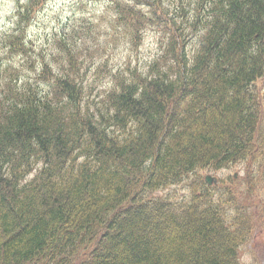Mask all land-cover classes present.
Instances as JSON below:
<instances>
[{
    "label": "trees",
    "instance_id": "1",
    "mask_svg": "<svg viewBox=\"0 0 264 264\" xmlns=\"http://www.w3.org/2000/svg\"><path fill=\"white\" fill-rule=\"evenodd\" d=\"M34 1L17 0L11 48ZM87 1L105 9L81 20L82 39L95 24L147 69L108 54L89 82L64 31L60 59L1 85L0 264H239L260 226L245 213L264 199L246 187L233 211L216 184L187 201L170 188L244 163L264 185V0Z\"/></svg>",
    "mask_w": 264,
    "mask_h": 264
},
{
    "label": "rangeland",
    "instance_id": "2",
    "mask_svg": "<svg viewBox=\"0 0 264 264\" xmlns=\"http://www.w3.org/2000/svg\"><path fill=\"white\" fill-rule=\"evenodd\" d=\"M24 1L25 0H21L22 3H24ZM34 3H36V5L33 6L32 12H30L27 30L24 32L25 34L23 33L21 35L22 41L24 42L23 48L16 50L5 42L4 34L13 32L16 26V19L12 15L17 11L18 2H16V0H0V95L2 93L1 85L3 83L11 82V84L14 85L18 80L20 86L24 83L22 80L23 77H36L40 65L46 58H48L49 61L50 59H60L63 56L62 50L58 47L57 43H54V39L59 33L62 34L64 31H66L71 38L76 37V42L74 44L78 45L75 48L74 55L77 56L78 61H81V64H79L86 69L88 74L85 78L89 82L93 81V77L94 79L97 77L94 75L96 69L94 65L99 64L102 59L101 57L108 54L111 55L108 62L109 67L114 68L122 64L123 59H131L134 62L140 63L143 69H147V61L143 56L137 58L135 54L128 49V46L124 45L120 46V51L118 53V49H115L113 44L105 39L100 30L95 28V24L94 28L91 27L89 29L90 35L87 39H82L80 33H77L76 27L78 29L80 28L81 20L92 21L89 17L99 14L105 9L103 1L35 0ZM73 21H75V23H73ZM152 40L153 36L150 34L148 41ZM159 48L160 47L151 48L149 54L154 55ZM189 49L190 48H188V50ZM119 55L121 56L119 57ZM98 75L104 76L103 83L105 86H108V78L104 72L101 71ZM260 85L264 88V79L260 82ZM2 103L3 100L0 98V106H2ZM156 148L158 149L159 147ZM161 151H163V148H161ZM150 164H152V161L148 162V165ZM245 166L244 163L243 169L234 165L219 169L213 167L200 169L195 175H189L190 177L187 180V176L184 177L185 181H183V187L173 185L170 190L177 192L178 196L182 198L183 201H187L194 192H197L196 186L204 191L205 187L208 188L211 184L214 187V184H216L215 186L226 194L224 197V206L233 211H238L241 193L244 192V189V195L249 197V195L254 192L258 200L260 196L264 199V185L258 186L259 181L257 178H252L250 180L245 177ZM207 176L210 177V184H207L205 181ZM196 181H199L200 184L198 185ZM124 186L129 188V194H133L134 191L138 192V187L134 182L127 184L125 182ZM246 187H250L254 191L252 192ZM155 195H157V192ZM250 210L249 212L246 211L245 218L249 223L251 221H256L260 226L259 229L255 231L253 237L244 240L243 249H239L237 253L238 262L239 264H264L263 200H259ZM221 226L227 231L230 230L229 223L223 218L221 219ZM216 233L218 234L217 237L224 235L219 230ZM209 242L214 245L211 239H209ZM233 242L234 241L229 242V244L234 248L235 244Z\"/></svg>",
    "mask_w": 264,
    "mask_h": 264
},
{
    "label": "water",
    "instance_id": "3",
    "mask_svg": "<svg viewBox=\"0 0 264 264\" xmlns=\"http://www.w3.org/2000/svg\"><path fill=\"white\" fill-rule=\"evenodd\" d=\"M206 179H207L208 183L210 184L211 183L210 177L207 176Z\"/></svg>",
    "mask_w": 264,
    "mask_h": 264
},
{
    "label": "bare ground",
    "instance_id": "4",
    "mask_svg": "<svg viewBox=\"0 0 264 264\" xmlns=\"http://www.w3.org/2000/svg\"><path fill=\"white\" fill-rule=\"evenodd\" d=\"M206 182L208 183L207 179L205 178ZM209 184V183H208ZM212 185V184H211ZM157 195H161V192H157Z\"/></svg>",
    "mask_w": 264,
    "mask_h": 264
}]
</instances>
